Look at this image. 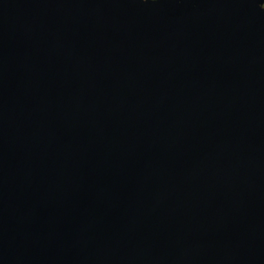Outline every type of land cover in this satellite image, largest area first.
<instances>
[{
	"label": "water",
	"instance_id": "95a60500",
	"mask_svg": "<svg viewBox=\"0 0 264 264\" xmlns=\"http://www.w3.org/2000/svg\"><path fill=\"white\" fill-rule=\"evenodd\" d=\"M0 264H264V0H0Z\"/></svg>",
	"mask_w": 264,
	"mask_h": 264
}]
</instances>
